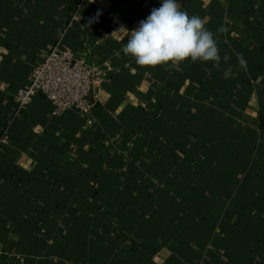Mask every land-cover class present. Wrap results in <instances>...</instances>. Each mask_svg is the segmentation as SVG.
<instances>
[{"label": "crops", "instance_id": "0c3cea01", "mask_svg": "<svg viewBox=\"0 0 264 264\" xmlns=\"http://www.w3.org/2000/svg\"><path fill=\"white\" fill-rule=\"evenodd\" d=\"M179 3L228 28L219 65L123 53L161 0H0V264H264V0ZM56 44L104 73L92 123L16 111Z\"/></svg>", "mask_w": 264, "mask_h": 264}, {"label": "clouds", "instance_id": "9594fccd", "mask_svg": "<svg viewBox=\"0 0 264 264\" xmlns=\"http://www.w3.org/2000/svg\"><path fill=\"white\" fill-rule=\"evenodd\" d=\"M208 22V17L189 16L182 10L179 0H161V6L153 8L136 29L129 31L121 26L114 33H122V39L128 38L127 43L122 44V51L142 67L169 65L171 62L169 67L176 68L189 58L193 63L211 61L219 65L221 55L218 37L227 33L228 28L221 25L213 33L205 27ZM235 55L236 65L227 64L230 56L223 55V61L227 65L223 73L225 79L234 77L236 69L247 70L243 54L237 52Z\"/></svg>", "mask_w": 264, "mask_h": 264}, {"label": "built area", "instance_id": "2783aa9c", "mask_svg": "<svg viewBox=\"0 0 264 264\" xmlns=\"http://www.w3.org/2000/svg\"><path fill=\"white\" fill-rule=\"evenodd\" d=\"M103 74L85 54L56 44L31 71L27 84L18 89L16 111L25 110L35 94L40 93L51 102L54 116L74 110L92 123L93 103L89 97L94 86L100 85Z\"/></svg>", "mask_w": 264, "mask_h": 264}]
</instances>
